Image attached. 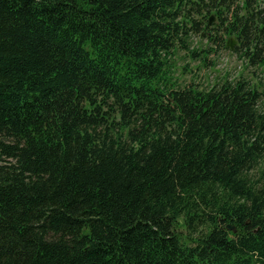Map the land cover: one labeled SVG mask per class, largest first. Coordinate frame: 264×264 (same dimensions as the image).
Listing matches in <instances>:
<instances>
[{
  "label": "trees",
  "instance_id": "1",
  "mask_svg": "<svg viewBox=\"0 0 264 264\" xmlns=\"http://www.w3.org/2000/svg\"><path fill=\"white\" fill-rule=\"evenodd\" d=\"M219 32L264 67V0H0V264H264V87L173 77Z\"/></svg>",
  "mask_w": 264,
  "mask_h": 264
},
{
  "label": "rangeland",
  "instance_id": "2",
  "mask_svg": "<svg viewBox=\"0 0 264 264\" xmlns=\"http://www.w3.org/2000/svg\"><path fill=\"white\" fill-rule=\"evenodd\" d=\"M215 22L213 19L212 24L214 25ZM229 39L232 38L226 39L221 32L216 33V38L211 37V40L206 35H192V46L199 50L205 49L207 61L204 64L190 59L189 55L184 52L179 53L172 62L173 77L181 86L193 82L201 88L211 87L224 79L233 81L242 77L250 84L262 89L264 87V67L250 66L240 52H235V48L238 46L237 41L232 39L234 41L233 48L227 47ZM185 67L187 71L183 70Z\"/></svg>",
  "mask_w": 264,
  "mask_h": 264
},
{
  "label": "water",
  "instance_id": "3",
  "mask_svg": "<svg viewBox=\"0 0 264 264\" xmlns=\"http://www.w3.org/2000/svg\"><path fill=\"white\" fill-rule=\"evenodd\" d=\"M213 18H210V22L212 21ZM234 46V41L232 39H229L228 42H227V47H229L230 49H232ZM227 230H232L234 231L233 228L231 227H227Z\"/></svg>",
  "mask_w": 264,
  "mask_h": 264
}]
</instances>
